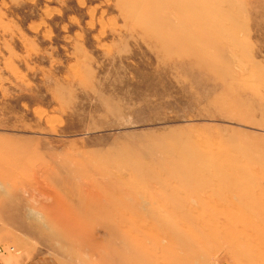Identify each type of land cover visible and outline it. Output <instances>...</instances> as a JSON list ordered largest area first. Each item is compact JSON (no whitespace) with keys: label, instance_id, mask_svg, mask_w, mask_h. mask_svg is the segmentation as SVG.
Wrapping results in <instances>:
<instances>
[{"label":"rangeland","instance_id":"rangeland-1","mask_svg":"<svg viewBox=\"0 0 264 264\" xmlns=\"http://www.w3.org/2000/svg\"><path fill=\"white\" fill-rule=\"evenodd\" d=\"M0 249L264 264V0H0Z\"/></svg>","mask_w":264,"mask_h":264},{"label":"crops","instance_id":"crops-1","mask_svg":"<svg viewBox=\"0 0 264 264\" xmlns=\"http://www.w3.org/2000/svg\"><path fill=\"white\" fill-rule=\"evenodd\" d=\"M1 254L5 253L6 251L3 249H0Z\"/></svg>","mask_w":264,"mask_h":264},{"label":"bare ground","instance_id":"bare-ground-1","mask_svg":"<svg viewBox=\"0 0 264 264\" xmlns=\"http://www.w3.org/2000/svg\"><path fill=\"white\" fill-rule=\"evenodd\" d=\"M58 179H60V178H56V179H55V181H57V182H58ZM64 181H65V180H64Z\"/></svg>","mask_w":264,"mask_h":264}]
</instances>
